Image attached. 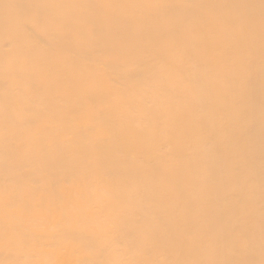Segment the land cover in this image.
<instances>
[{
  "label": "bare ground",
  "instance_id": "1",
  "mask_svg": "<svg viewBox=\"0 0 264 264\" xmlns=\"http://www.w3.org/2000/svg\"><path fill=\"white\" fill-rule=\"evenodd\" d=\"M0 264H264V0H0Z\"/></svg>",
  "mask_w": 264,
  "mask_h": 264
}]
</instances>
